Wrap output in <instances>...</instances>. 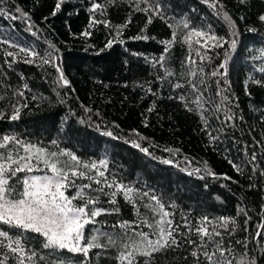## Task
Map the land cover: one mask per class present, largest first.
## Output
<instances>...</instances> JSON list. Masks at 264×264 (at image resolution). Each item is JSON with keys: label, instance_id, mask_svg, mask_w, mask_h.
I'll use <instances>...</instances> for the list:
<instances>
[{"label": "trees", "instance_id": "obj_1", "mask_svg": "<svg viewBox=\"0 0 264 264\" xmlns=\"http://www.w3.org/2000/svg\"><path fill=\"white\" fill-rule=\"evenodd\" d=\"M56 2L5 0L3 6L13 14L19 15L15 13L16 7L28 13L29 22L35 26L33 31L38 32L32 36L24 31V20L0 16V39H12L22 46L35 48L45 58L51 52L52 63L42 64L37 58L34 64L18 62L9 67L5 59L12 58L3 54L7 45H0V111L7 114L0 119V136L16 135L46 147L57 140L61 148L71 150L84 162L104 159L112 176L125 184L154 190L166 205L174 203L176 208L171 210L176 212L177 221L181 215H188L193 221L205 215L236 217L237 206L242 205L251 217L249 231L238 230L234 240L247 238L248 258L255 257L257 264H264V248L260 247L264 238L252 240V234L259 231L257 225L264 223V177L257 175L252 181L247 179L251 171L243 154L244 144H253L254 139L264 140V87L249 81L248 94L245 91V80L249 76L264 78V73L258 70L264 60L252 58L259 56V50L264 48V25L257 20L259 14H264V0H246L244 4L240 0H221L238 26L237 48L229 57L230 91L227 94L233 97L238 105L233 110L242 115L244 121H237L239 128L233 130L235 143L230 133L218 144H209L201 131L198 112H189L178 99H169L178 96L180 90H174L166 80L157 79L164 75V70L152 65L153 59L163 51L160 41L170 39L181 21L186 20L198 29L209 30L210 26L212 33L227 35V29L204 0H158L165 19L155 18L147 27V16L135 10L133 0H115L114 3L96 0L105 5L104 15L89 11L91 0H66L61 11L52 16ZM151 2L155 4L157 0ZM93 16L97 21H108L110 26L95 23L89 27ZM129 19L131 23L117 37L124 43L114 42L113 47L107 49L105 45L115 35L116 28ZM169 24L173 28H169ZM249 28L257 31L249 32ZM142 29L143 34L155 39H131L141 34ZM85 31L91 34L82 35ZM133 52L140 55L133 56ZM187 54V46L177 43L171 49L169 67L181 71L180 61ZM222 54V49L209 47L206 72L219 64ZM52 65L60 67L69 86L58 82L59 73ZM168 79L176 80L175 77ZM215 79L208 78L205 95L219 101L215 95ZM24 83L30 90L22 88ZM17 89L24 91L23 98L14 95ZM16 103L28 106L22 108L19 120L10 121L8 117ZM210 122L213 127L218 126L214 119ZM106 132H112L113 136L105 135ZM133 143L147 148L148 153L134 147ZM255 151L256 163L264 169V149L255 147ZM226 156L242 164L244 175L231 167ZM164 160L172 163L165 164ZM206 166L216 177L205 175ZM197 167L201 168L200 173L194 171ZM224 175L238 183L223 179ZM252 182L256 187L249 189ZM120 207L124 219H134L130 205L121 200ZM101 219L115 221L118 217ZM237 220L243 225V216ZM30 246L38 248L39 242L33 241ZM235 247L237 252L245 251L240 245ZM175 256L172 264H183L181 252ZM93 264H116V261L111 253H106L93 257Z\"/></svg>", "mask_w": 264, "mask_h": 264}, {"label": "snow or ice", "instance_id": "obj_2", "mask_svg": "<svg viewBox=\"0 0 264 264\" xmlns=\"http://www.w3.org/2000/svg\"><path fill=\"white\" fill-rule=\"evenodd\" d=\"M65 2L66 0H57L51 15L55 16L60 12ZM110 2L114 3L115 0ZM133 2L135 10L147 16L146 27L155 18L165 19L158 0L155 4L151 0ZM204 2L223 23L227 35L212 33L210 26L209 30L198 29L186 20L181 21L176 26L178 30L172 31L170 39L160 41L164 45L163 51L158 58L153 59L152 65L154 68L158 65L164 70V75L157 79L166 80L174 90H180L178 96H170L169 99H178L187 111L200 114L201 131L207 136L209 144L222 143L230 133L235 143L233 130L239 128L237 121L243 122L244 117L233 110L238 105L227 94L230 91L227 76L230 54L238 44V26L221 0ZM4 3L5 0H0V16L14 21L24 20V31L36 36L38 30L33 31L35 26L29 22L28 13L16 7L15 13L19 15L13 14L3 6ZM240 3H246V0H240ZM141 4L147 6L140 7ZM104 9V4L91 0L90 12L99 11L104 15ZM257 20L264 25V14H259ZM95 23L110 26L108 21H97L93 16L89 27ZM130 23L131 19L116 28L115 35L105 45L107 49H111L114 42L124 43V40H117V37L122 35L123 29ZM168 27L173 28V25L169 24ZM248 31L255 33L257 29L249 28ZM143 32L144 29L131 39H155ZM90 34L88 31L82 33L84 36ZM177 43L186 45L188 53L180 61L182 70L179 72L168 65L171 49ZM0 45H7L3 54L6 58H12L10 61L5 59L9 67L18 62L34 64L37 58L42 64L52 63L51 52L45 58L35 48L22 46L12 39H0ZM209 47L222 49L223 54L219 64L206 72ZM259 51V56L252 57L254 60H264V48ZM131 54L140 55L135 52ZM52 66L59 73L58 82H62L65 87L69 86L60 67ZM258 70L264 73V64ZM170 77H175L176 80L168 79ZM208 78H216L215 95L220 98L219 101L205 95L209 88ZM249 81L264 87V78L249 76L245 80L246 94ZM22 88L30 90L27 83ZM148 91L151 92V89ZM14 95L23 98L25 93L17 89ZM27 106L26 103L13 104L12 114L8 119L19 120L22 108ZM6 115L0 111V119H4ZM212 119L218 122V126L213 127L210 122ZM105 135L111 137L113 133L106 132ZM50 145L51 147H46L32 143L16 135L0 136V264H93V257L99 258L106 253L112 254L116 264H172L177 252H181L183 264H257L255 257L248 258V239L234 240L238 230L249 231L251 217L246 207L238 205L236 217L212 218L205 215L193 221L190 216L181 215V219L177 221L176 212L171 210L176 208L174 203L166 205L154 190L134 187L112 176L108 172L106 160L84 162L71 150L61 148L57 140H52ZM133 146L148 153V149L142 148L139 143H133ZM255 147L264 149V140L254 139L253 144L243 145V154L247 157L246 163L251 171V175L247 177L249 181L257 175L264 177V169H260L256 163ZM167 151L171 152L172 149ZM225 159L239 175H244L242 164L227 156ZM163 163L170 164L172 161L164 160ZM194 171L200 173L202 170L197 167ZM204 173L213 177L217 175L207 166ZM200 178L204 179V176ZM222 178L232 181L227 175ZM255 187L254 182L249 184V189ZM216 199L219 200L220 197ZM121 200L132 207L134 219H124L121 216ZM240 216L244 217L243 225L238 223L237 217ZM102 217L118 219L109 221L101 219ZM257 228L259 231L252 234L253 241L264 238V223L258 224ZM33 241L39 242L38 248L30 246ZM235 245H240L245 251L237 252ZM260 247L264 248V244Z\"/></svg>", "mask_w": 264, "mask_h": 264}, {"label": "bare ground", "instance_id": "obj_3", "mask_svg": "<svg viewBox=\"0 0 264 264\" xmlns=\"http://www.w3.org/2000/svg\"><path fill=\"white\" fill-rule=\"evenodd\" d=\"M236 62V61H235Z\"/></svg>", "mask_w": 264, "mask_h": 264}]
</instances>
